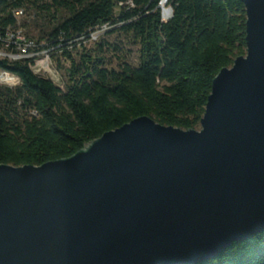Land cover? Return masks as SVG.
Here are the masks:
<instances>
[{"label": "water", "instance_id": "95a60500", "mask_svg": "<svg viewBox=\"0 0 264 264\" xmlns=\"http://www.w3.org/2000/svg\"><path fill=\"white\" fill-rule=\"evenodd\" d=\"M241 2L246 54L198 130L144 116L69 158L0 165V264H198L264 233V0Z\"/></svg>", "mask_w": 264, "mask_h": 264}, {"label": "trees", "instance_id": "16d2710c", "mask_svg": "<svg viewBox=\"0 0 264 264\" xmlns=\"http://www.w3.org/2000/svg\"><path fill=\"white\" fill-rule=\"evenodd\" d=\"M47 1L0 0L1 39L16 35L14 12L45 13L51 29L39 40L46 37L48 45L34 43L30 52L60 46L69 63L62 91L32 72V58H0V70L19 79L13 88L0 85V165L41 166L69 158L144 116L163 126L198 130L215 76L246 54L241 0ZM164 1L172 16L170 9L161 15ZM60 11L66 13L62 18ZM105 25L120 26L139 47L137 66L118 57V69L109 67L106 54L121 48L103 42L96 53L84 50L75 61L67 43L89 38ZM1 49L16 53L11 44L0 42ZM198 264H264V233Z\"/></svg>", "mask_w": 264, "mask_h": 264}, {"label": "rangeland", "instance_id": "374dc122", "mask_svg": "<svg viewBox=\"0 0 264 264\" xmlns=\"http://www.w3.org/2000/svg\"><path fill=\"white\" fill-rule=\"evenodd\" d=\"M47 2L51 3L50 0ZM159 7L161 10V15L163 14L164 10L170 9L166 6L165 1L162 2ZM18 11L19 13H23V15L17 17L19 28L16 31V36L20 37L21 39L30 38L31 42L37 43L38 48L47 46L48 43L46 42V37H44L42 40L39 39L50 32L51 25L49 15L45 13H36L35 15L34 11L32 10ZM50 13H53L52 9L50 10ZM65 15L66 13L63 11L59 12V18H62ZM119 28L120 26L116 28H110L106 26V29L103 28L102 31L96 29L91 32L92 35L89 36V38L82 37L68 42V51L72 52V56L74 57L75 61H78L84 50L92 51L91 53H96L98 45L102 42L108 43L110 45H119L121 48V53L110 51L108 54H106L105 58L108 62H110L109 67L118 69V65L120 63L118 57L124 58V61H126L131 66H137L139 63V47L133 44L129 38H126L121 33ZM26 40L30 41L28 39ZM15 48H17V46H15ZM31 54L34 55L31 56V58L34 60V65L32 64L31 66L32 72L39 77L49 79L55 86L64 91L66 69L69 68V63L65 61L64 57L62 56L60 46ZM16 55L17 54H9L5 51V49L0 50V58H7L13 61V57L16 58ZM15 79L18 78L15 77ZM3 84L5 85V83Z\"/></svg>", "mask_w": 264, "mask_h": 264}, {"label": "built area", "instance_id": "2783aa9c", "mask_svg": "<svg viewBox=\"0 0 264 264\" xmlns=\"http://www.w3.org/2000/svg\"><path fill=\"white\" fill-rule=\"evenodd\" d=\"M21 15H23V13H17V11L14 12V16L16 18L18 16H21ZM106 26L107 25L102 26V27L98 28L97 30L102 31L103 28L106 29ZM0 42H2L4 45L21 44V52H16L15 54L28 55L29 59H31V56H34L33 54H31L33 52H30V50H33V49L36 48L35 44H25V43H23V41H16V36H11L10 33L7 34V38L6 39H1L0 38ZM35 68H34V70H35ZM36 71H37V69H36ZM3 83H5V85ZM16 84L18 85V79H15L14 75H12L10 73H7V72H0V85H3V86L7 85V87L13 88V87L17 86Z\"/></svg>", "mask_w": 264, "mask_h": 264}, {"label": "bare ground", "instance_id": "6f19581e", "mask_svg": "<svg viewBox=\"0 0 264 264\" xmlns=\"http://www.w3.org/2000/svg\"><path fill=\"white\" fill-rule=\"evenodd\" d=\"M17 13H19V11H17ZM11 36H12V35H11ZM15 36H16V35H15ZM16 41H23V43H25V44H34V43L31 42V41H27L26 39H21L20 37H17V36H16ZM11 45H14V47L17 46V48H15L16 52H21V44H11ZM6 46L8 47L9 45H6ZM14 56H15V55H14ZM20 59H28V55L17 54V55H16V58L13 57V61H15V60H20ZM0 72H3V71L0 70Z\"/></svg>", "mask_w": 264, "mask_h": 264}]
</instances>
